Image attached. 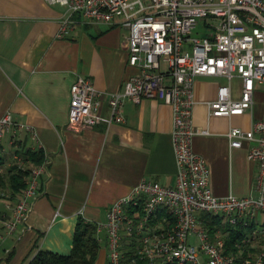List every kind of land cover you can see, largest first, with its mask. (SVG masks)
Instances as JSON below:
<instances>
[{
    "label": "crops",
    "instance_id": "crops-1",
    "mask_svg": "<svg viewBox=\"0 0 264 264\" xmlns=\"http://www.w3.org/2000/svg\"><path fill=\"white\" fill-rule=\"evenodd\" d=\"M63 11V6L45 0H0V116L8 111L32 131L7 133L2 147L7 153L22 145L40 147L50 159L25 221L11 234H5L0 225V264H24L37 249L66 253L78 216L95 223L104 221L108 206L142 178L175 182L170 107L156 98L144 97L139 103L126 99L121 123L64 128L75 74L90 76L98 91L109 94L120 91L135 68L126 62L125 27L74 23L67 33L58 35ZM225 83L218 76L194 78L192 125L206 133L194 134L191 146L207 164L214 195L255 197L257 164L247 157L251 142L242 140L240 146H230L226 133L231 127L248 130L253 120L264 116V82H255L251 105L241 114L212 116L208 102ZM230 88L238 98L241 81L237 76L231 79ZM100 110L107 112L104 99ZM4 208L10 216L11 209ZM197 219L207 227L226 222L223 216L218 220L203 212L197 213ZM172 222L162 207L150 219L156 228ZM261 226L264 214L258 212L231 227L246 232ZM225 232L228 235L229 230ZM97 234L103 238L102 231ZM256 238L254 248L264 244L259 235ZM189 240L195 242L196 237L190 235ZM99 245L93 264H106L105 244L101 241Z\"/></svg>",
    "mask_w": 264,
    "mask_h": 264
},
{
    "label": "built area",
    "instance_id": "built-area-1",
    "mask_svg": "<svg viewBox=\"0 0 264 264\" xmlns=\"http://www.w3.org/2000/svg\"><path fill=\"white\" fill-rule=\"evenodd\" d=\"M61 5L58 35L74 23L100 22L127 29V65L135 68L122 82L120 91L105 94L90 76L75 74L69 86L64 128L80 130L98 123H121L126 99L139 103L156 98L170 107V136L176 162L174 184L142 178L125 196L107 208L103 232L106 264H123L122 242L137 236L134 255L147 264H264V244L253 247L264 226L251 227L227 245L222 225L210 230L198 224L197 213L221 215L227 224L251 220L264 214V116L253 120L250 129L231 127L226 135L230 146L251 142L247 157L257 164L255 187L258 195L216 196L208 183V167L196 153L191 140L193 81L198 75L226 80L208 102L209 114H241L250 107L255 82H264V0H45ZM195 29L196 33L192 31ZM241 80L240 96L231 95L230 81ZM106 101L107 112L100 110ZM26 131L30 126L15 121L6 111L0 116V152L7 133ZM49 156L29 169L25 187L4 220L5 234L25 221L31 201L40 193V175L47 170ZM167 210L173 222L165 228L150 223L157 208ZM236 228V227H235ZM124 232V233H123ZM196 241L189 240V236ZM127 240V239H126Z\"/></svg>",
    "mask_w": 264,
    "mask_h": 264
},
{
    "label": "trees",
    "instance_id": "trees-1",
    "mask_svg": "<svg viewBox=\"0 0 264 264\" xmlns=\"http://www.w3.org/2000/svg\"><path fill=\"white\" fill-rule=\"evenodd\" d=\"M44 157L45 153L40 147L35 148L26 145L13 149L9 153L5 152L4 149L0 152V225L2 227L4 226V220L9 216L8 209L4 207L11 209L10 206L19 197L21 190L26 185L30 167L40 164ZM210 216L218 220L221 218L220 215ZM226 224L227 222L223 224L221 222L222 232L229 230L228 235L225 237L227 245H231L234 239L240 238L246 233L230 225H228V228ZM217 225L220 226V224ZM96 228L95 222L78 216L68 252L37 249L24 264H93L100 246ZM208 228L214 231L216 227L209 226ZM126 239L128 240L122 242V263L147 264L146 260L133 254L134 248L138 244L137 236L126 237Z\"/></svg>",
    "mask_w": 264,
    "mask_h": 264
},
{
    "label": "rangeland",
    "instance_id": "rangeland-1",
    "mask_svg": "<svg viewBox=\"0 0 264 264\" xmlns=\"http://www.w3.org/2000/svg\"><path fill=\"white\" fill-rule=\"evenodd\" d=\"M192 33H193V34H198V33H196L195 29L192 31ZM218 77H220V76H218ZM234 77H235V76H234ZM238 78H239V77H238ZM239 79H240V78H239ZM240 81H241V80H240ZM240 89H241V88H240ZM3 144H4L5 148H6L7 150H9V146L7 145V143L4 142V140H3ZM7 164H8V163H7ZM8 165H9V164H8ZM8 165H7V166H8ZM4 233H5V231H4ZM124 250H125V249H124Z\"/></svg>",
    "mask_w": 264,
    "mask_h": 264
}]
</instances>
